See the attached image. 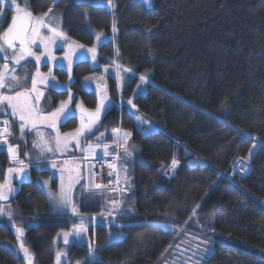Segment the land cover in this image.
Wrapping results in <instances>:
<instances>
[{
  "label": "trees",
  "instance_id": "16d2710c",
  "mask_svg": "<svg viewBox=\"0 0 264 264\" xmlns=\"http://www.w3.org/2000/svg\"><path fill=\"white\" fill-rule=\"evenodd\" d=\"M27 8L34 16L60 12L66 37L88 48L95 34L103 33L109 39L102 55L118 64L125 61L138 74L153 73L155 85L134 98V108L156 130L139 131L135 116L127 110L120 116L117 108L100 130H116L121 120L131 133L132 152L126 161L130 194L120 214L97 227V256L103 264H159L184 225L197 237L204 230L211 234L214 248L205 264H264V145L247 163L248 174H233L238 161H246L253 137L264 140V0H152L150 8L141 0H27ZM4 10L6 29L14 15ZM22 64L26 67L18 66L16 74L27 71L29 79L34 77L35 61ZM91 69L88 61L76 64L71 90L93 109L97 96L82 83L98 72ZM53 74L61 81L69 78L65 70ZM133 92L134 84L122 92L124 100ZM68 94L47 90L44 110L54 111ZM111 95L117 101L115 80ZM76 122L69 120L63 129ZM173 159L180 167L168 179L164 175ZM111 199L81 194L79 187V214L58 216L50 212L43 190L25 183L13 200L11 221L23 229V244L35 264H56L58 233L83 219L93 236L92 217L100 220ZM109 232L123 238L110 243ZM228 238L240 244H228ZM16 248L15 230L0 218V264H24ZM68 258L88 264L89 252L74 246Z\"/></svg>",
  "mask_w": 264,
  "mask_h": 264
},
{
  "label": "snow or ice",
  "instance_id": "6c2138e0",
  "mask_svg": "<svg viewBox=\"0 0 264 264\" xmlns=\"http://www.w3.org/2000/svg\"><path fill=\"white\" fill-rule=\"evenodd\" d=\"M12 4L15 5V15L12 16L10 24L5 29L3 23H0V59L8 61L9 59L12 62V68H9V63L5 62L0 68V90L6 89L8 94L0 91V114H3L6 109L11 111L8 113L13 117H17L19 120L18 130L20 133L21 142L27 147V140L25 129L28 130L27 135H33V144L32 148L35 155V160H30L29 162L37 168L38 171H44V168H47L48 165H51L52 169H56L59 173L60 183L58 185V190L53 191L49 187L48 181L37 182L42 190L46 189L45 197L48 200L49 207L52 209L53 213L58 216H67L71 214L72 216H77L79 214V206L73 200V192L76 184L80 183L81 180V164L80 163H69V160H75L76 157L72 156L66 158L63 161V166L57 168V154L59 153L63 156L65 153L71 151L73 148L80 149L81 139L84 140V148L82 149L87 155L80 157V159L85 160L89 168L93 167L92 161L87 160V156H94L96 148L103 149V155L99 159V163H104V156L109 155L107 149L108 145L103 142L104 134L101 133L100 136L96 137L97 143L95 145L88 143V140L94 135V132H98L99 128L97 127L101 115H107L114 107H122V105L117 106L112 102L107 101L106 94V84L101 82L104 80V77L98 79L85 77L86 81H90L83 85L85 91H88L91 88V81L95 80L96 89L101 93L99 97L98 106L94 111H89L84 109L82 105L80 107V125L73 132L61 133L59 131L58 124L63 123L66 125L68 120L74 119L76 117L75 109L69 108V105L72 102L73 97L69 93L67 101H60L59 107L54 111L44 112L42 108L37 106V103L43 97L44 93L40 91L37 87L38 84L47 85L49 79H51L52 87L58 93H64L70 87V85H60L56 83V78L49 70L47 75L42 74L38 67L35 72L34 77L29 79V74L27 71L22 72L21 75L16 74V67L20 66L25 68L26 65H23L21 62L27 60L29 57H32L36 65H39L43 59L44 64L47 66L50 63L61 70L67 71L69 75V80L71 81V68L73 63V56L76 55L77 49H83L84 53L91 54L92 62V71H95L99 66L96 64L97 52L95 48H85L84 45L72 42L68 45L69 51L65 54L60 62L57 63V58L53 54V46L56 45L57 39H67L66 34L59 29V26H53L51 23L45 22V17L47 14L40 16H34V14L27 9V0H21V3L25 7H21L20 3H17V0H11ZM84 3L87 0H80ZM149 0H143V3H148ZM111 3V0H109ZM98 6V5H97ZM114 7V5H113ZM51 11V10H49ZM3 15V10L0 9V17ZM42 29H46L48 34H44ZM113 33L117 31L115 24L112 27ZM96 40L100 41V37L103 36V33L95 34ZM107 39V38H105ZM42 45L43 52L37 54L39 48L37 47L34 50V46ZM63 45H61V48ZM87 59L86 56L82 53L81 56H77L76 59L79 62L81 59ZM106 59V58H105ZM64 61H67L65 65ZM31 63V61H29ZM110 63L115 64V73L114 76L111 73H108V69L105 68L104 72L109 76H113L114 80L118 79L120 81V86H123V77L120 75L122 66L115 61H110ZM124 72H131V69L123 68ZM135 75V73H133ZM142 84L149 82L147 76H139ZM23 81V82H22ZM30 85V86H29ZM139 87V86H138ZM140 91L143 92L144 89L140 88ZM14 93V94H13ZM33 94H35L33 96ZM34 101L36 103H34ZM128 105H131L133 108L135 105L132 100L127 101ZM135 119L140 122L141 125L145 124L146 121L143 120L140 116L136 115ZM3 124V127L0 128V152H6L10 155L11 160L16 166L9 167L7 169L8 178L3 184H0V201H7L9 199V194L14 193L15 189L12 187V176L13 174L17 177L18 183L31 182V175L25 171L27 165L24 164V160L19 158L18 149L19 144L12 145L8 143V137L12 135L11 127L8 120L0 122ZM46 127L53 130L54 134L45 136L41 127ZM144 131V129H141ZM120 129L114 130L113 135H118ZM131 133L123 132L122 134V143L118 141V147L124 148V160L127 161V158L132 155V152L128 148V139L130 138ZM255 146V145H254ZM27 155V153H26ZM252 153H249L251 157ZM121 157L119 153L113 156V163L109 164L110 172L109 175L116 176V183H119V173L115 168V161L119 160ZM244 159V158H241ZM178 161L173 159L171 161L170 170H174L178 165ZM239 163V161H238ZM44 165V168H41V165ZM243 167V165H242ZM120 172L124 173L125 183L128 181L127 176V167L126 164L121 166ZM65 173H67L65 177ZM55 175V173H53ZM90 175L94 178L97 173L90 172ZM22 177V179H20ZM100 189L102 186L94 182V179L89 185H81L80 193L83 194L86 190L89 191V195H103V192L96 193L91 189ZM125 191L127 188L124 189ZM108 191H115V189L108 188ZM110 203L113 205V208L109 209L108 215L112 216L114 213L116 215L120 214V205L122 204L121 200L112 199ZM196 207H199L197 205ZM12 211L10 205H0V217L6 216L9 221L12 219ZM195 215V210H193ZM115 223V221H113ZM16 232L19 235L23 234V229L16 228ZM87 232V225L84 223L83 219L80 220L79 224H73V232L64 233L62 236L63 243L69 245L70 243L73 246H83L86 247L89 252L88 264H103V261L96 254V249L91 246V243L87 241V238L81 236V233ZM72 236L73 240L70 242L69 237ZM112 238V237H110ZM114 239V238H112ZM20 249L24 253L23 258L27 260V264H32V257L29 254V250L23 242L19 245ZM209 249H204L203 252H208ZM66 255L62 252L56 253V264H60L61 256ZM67 264V262H66Z\"/></svg>",
  "mask_w": 264,
  "mask_h": 264
},
{
  "label": "rangeland",
  "instance_id": "374dc122",
  "mask_svg": "<svg viewBox=\"0 0 264 264\" xmlns=\"http://www.w3.org/2000/svg\"><path fill=\"white\" fill-rule=\"evenodd\" d=\"M141 2L143 3L142 0H141ZM0 4L3 5L4 9H8L9 11L12 12L11 16L12 15H15V5L12 4L11 0H0ZM143 4H144L145 7L150 8L151 5H152V0H150V2L147 3V4L146 3H143ZM21 7H25V5L24 6H21ZM48 14L51 15V18L49 19V17L46 16L45 17V22L51 23L53 26H57V25L59 26L60 22L62 21V16H61L60 12H58V11L55 12L54 10H52V11L48 12ZM112 27H113V25H112ZM59 29L61 30L60 27H59ZM42 32L44 34L50 35V33H48L46 29H42ZM105 38H108V37L103 34V36L100 37V41H97L96 40L95 43H94V45L91 46L90 48H95L96 49V52L99 53V56H98V58L96 60V64H98L99 67L97 68L98 72H96L95 74L97 75L98 78L104 77V80L101 82L102 84H106V85L110 86L112 84V82L114 81V78H113L114 73H113V71H115V68H114L115 67V64L114 63H110V61H113V60L110 59V58L105 57L104 55H102L99 52L100 49H101V47L108 42L107 39H105ZM68 42L69 43H72V41L69 40L68 38L66 40L65 39H57L56 45L53 46V54L56 56V58H58V57L61 56V54H62L61 53L62 52L61 50H65L64 48L67 47L66 44ZM61 45H63L64 48L63 47L61 48ZM37 47L39 48V51L37 52V54L42 53L43 52V46L42 45L34 46V50H36ZM85 48H88V47H85ZM104 59L106 61H108V63L104 62L103 61ZM0 60L2 61L1 68H2V66H3V64L5 62H8L9 63V68L10 69L12 68V62H11L10 59L8 61H5L3 59H0ZM90 60H91V54H90ZM26 61H34V60H33L32 57H29L27 60L22 61L21 63H24ZM85 61H88V60H85ZM58 62H59V60L57 59V63ZM88 62L91 64V67H92V62L91 61H88ZM115 63H118V62L115 61ZM119 64L122 66L121 71H120V75L123 77V86L121 87L119 85V80L118 79L115 80V84H116V95H117L116 104H117V106H120L121 105L120 104V101H122L128 107V108L123 109V110H121V107H116L117 109H119L120 116H121V114L124 112V110H127L128 112H130V109H132L133 111L137 112V110L135 108H133L131 105H128L127 104V101L124 100V98L122 96V92L124 90L128 89L130 85L134 84V92H133L132 97L130 98L132 100L133 104H134V98L146 94L147 91H148L149 86L150 85H155V84H154V81H153V73L152 72H146L144 74H138L134 70V68L131 65H129L128 63H126L125 61L120 60L119 61ZM39 65H42V68L46 66L44 64L43 59L41 60V62H40ZM65 65H67V64H65ZM47 66L51 69L52 74H53V71L54 70L59 69L57 67H54L51 63L49 65H47ZM105 68H107L108 69V73L113 74V76H109L108 74H106L104 72V69ZM123 68L131 69V72H124L122 70ZM17 69H18V66L16 67V72H17ZM73 70L74 69L71 68V81H72L71 86L74 83ZM65 71H66V69H65ZM133 73H135V75H133ZM139 76H147L149 82L146 83V84H142V82L139 79ZM71 81L68 78V80L65 83H68V82H71ZM140 88H143L144 91L141 92L140 91ZM0 91H2V92L5 91V94H8V92H7L6 89L0 90ZM100 95H101V93L98 90V92L96 94L98 101H99ZM34 103H36V102L34 101ZM131 114H133V113H131ZM133 115L136 116L135 114H133ZM213 116H215V115H213ZM215 117L218 118L219 120H221L223 122H226L227 124L230 125V123L227 122L225 118H223L221 116H215ZM117 129H120V133L118 135H113L114 130H109V131L102 132L104 134L103 142L108 145V149L109 148H112L113 149L111 152H108L109 154L110 153L111 154L112 153H118V151H119L120 157H122V154L124 153V148L123 147H118V143L117 142L120 141L122 143V134H123V132H129V131L123 130V128L121 127V120H120V125H119V127ZM137 129L139 131H142L141 130L142 129V126H141L140 122H138V121H137ZM142 132H144L145 134L152 133V131L148 133L147 130H145V129ZM100 134H99V136H100ZM108 137H109V139H107ZM253 138H254V141H255V143H254L255 146L253 145V148L250 151L252 153L251 157H249V155H248L246 161L244 163H242V162L241 163H238L236 165V167H238L241 164L246 166L247 163L250 162V160L256 155L259 147L261 145H264V140H261V139H259L257 137H253ZM130 139H131V136L128 139V146H129ZM90 143L93 144V145H95L97 143V141L96 140H92V141H90ZM108 149H107V151H108ZM80 152L81 151H79V153ZM85 154L81 155L80 157L84 156ZM95 154H103L102 147L101 148H96ZM80 157L78 158V160L82 162V159H80ZM125 164H126V167H127V176L129 178V164L127 162H125V161L121 162V158H120L119 175H120V179H121V186H122L123 189L128 188L127 186L130 183V180L129 179H128L127 183H125L124 173L123 172H120L121 166H124ZM170 166H171V164H170ZM170 166L168 168H170ZM179 167H180V162L176 166L175 172L179 169ZM168 168H167L166 172L168 171ZM164 176L166 178H168V179H170L172 177V175L170 177L167 176L166 173H165ZM127 191H128V193L123 196V199L130 194L129 188H128ZM84 193L87 196H91V195L86 194V192H84ZM97 195H99V194H97ZM123 199H122V204H123ZM5 205H10V204H5ZM109 205H110V202L108 203V206H107L106 210L104 211V214H102L103 215L102 216L103 218H101L99 220V222H98L99 225L105 223V221H107V220H110V219H113V218L117 217V215L115 213L111 217L108 215V211L110 209L109 208ZM121 206L123 207V205H121ZM122 207H120V211L122 210ZM11 211H12V207H11ZM194 217L196 218V216H194ZM92 222H93V220H92ZM10 224L12 225L13 229L15 230V225L12 223V221H10ZM165 230L172 231V228L169 227V226H167V227H165ZM96 234H97V231L96 232H93V236H92V240H93L92 247H93V245L95 243V240H96ZM209 235H211V234L208 233L207 230H204V233L200 237H197V236H195L193 233H191L189 231V229L187 228V225H184V226H182L180 228H177L176 237H175V239H174L171 247L169 248L168 252L160 260V263L159 264H205V262L212 255L213 248H214V241H213L212 238H208ZM112 242H115V240L114 239H110V243H112ZM227 243L228 244H231V245L232 244L233 245L240 244L239 242H237V240H233V239H229V238L227 239ZM184 246L187 247L186 250H184ZM204 249H209V251L205 253V252H203ZM179 251L182 253V255H180V256L178 254ZM96 254H97V249H96ZM25 264H27L26 261H25Z\"/></svg>",
  "mask_w": 264,
  "mask_h": 264
},
{
  "label": "crops",
  "instance_id": "0c3cea01",
  "mask_svg": "<svg viewBox=\"0 0 264 264\" xmlns=\"http://www.w3.org/2000/svg\"><path fill=\"white\" fill-rule=\"evenodd\" d=\"M3 10V15L2 17H0V23H3V26H4V23L6 22V11L4 10V8H0ZM52 11V10H51ZM47 17H49V19L51 18V15L47 13ZM59 27L61 28V30L63 31V27H62V21L60 22L59 24ZM64 32V31H63ZM107 41H108V38H107ZM71 44V43H67V47L64 48L65 50H61L62 54L60 57H58L57 59L59 60V62L62 60V58L65 56V54L69 51L68 49V45ZM100 52V51H99ZM84 54V56L87 57V59H81L80 61H85V60H88V61H91L90 60V54L89 53H84V50L83 49H77L76 50V55L73 56L72 60H73V63H72V69H74V67L76 66V64L78 63L76 57L77 56H81V54ZM99 56V53H97V58ZM79 61V62H80ZM114 61V60H113ZM65 64H67V61H64ZM108 63V62H106ZM38 66V65H37ZM115 68V67H114ZM38 69L39 71L44 74V75H47L48 72H44L42 70V65H39L38 66ZM51 70V69H50ZM116 71V69H115ZM115 71H113V73H115ZM54 75V74H53ZM91 78H96L98 79L97 75L96 74H93L91 76H89ZM56 78V77H55ZM118 81V80H117ZM56 83L60 84V85H70L72 84V81L71 82H68V83H65L66 81H61L59 80L58 78H56ZM90 81H86L85 79L82 81L83 85H85L86 83H89ZM52 81L51 79H49V82L47 85L45 84H38L37 87L40 91H42L44 93L43 97L40 99V101L37 103V106L39 108H42L44 110V107H43V103L45 102V99H46V91L47 90H54V88L52 87ZM119 85H120V81H119ZM107 88H106V94H107V101L108 102H112L114 105H117L116 104V101L115 99L112 97L111 95V85L108 86L106 85ZM85 89V88H84ZM56 91V90H54ZM5 92V91H4ZM65 92H68L71 94V96L73 97L72 99V102L71 104L69 105V108L71 109H75L76 111V117L75 119L77 120L76 122V125L74 126V128L70 129V130H65L63 129L64 125L63 123H60L58 124V127H59V131L63 134V133H68V132H73L76 128L79 127L80 125V107H78V105H82V107L84 109H87L89 111H94L96 109L93 108V109H90L88 108L85 103L79 99L77 97V95L75 93L72 92L71 90V87L67 89V91ZM88 92H94L95 94H97L98 90L96 89V86H95V80L91 81V88L88 90ZM14 94V93H13ZM35 94H33L34 96ZM69 95V94H68ZM68 100V96L65 100L63 101H67ZM99 103V101H98ZM59 107V105L57 106V108ZM116 107H114L113 109H115ZM112 109V110H113ZM11 110L10 109H6L5 112L3 114H0V115H3L4 118H7L10 120L11 122V125L13 127V136H14V139H16V141L18 142V144L20 145V148H21V159L24 160V164L27 165L25 171L27 173H30L31 175V182L30 183H35L38 185V181L39 182H43V181H48L49 182V187L53 190V191H57L58 190V185L60 183V180H59V176H60V173L56 170V169H52L51 168V165L49 164L47 168H44V165L42 164L41 165V168H44V171H38L36 167L33 166L32 163H30L29 161L30 160H35V155H34V151H33V148H32V144H33V136H34V131H33V135H27V132L28 130L25 129V134H26V140H27V144L28 146L26 147L20 140V133H19V130H18V124L20 123L18 118L17 117H13L11 115H9L8 113L10 112ZM45 113H47L45 110H44ZM106 115H101L100 117V120H99V123L97 125V127L99 128V131L98 132H94V135L90 138V141L92 140H96V137L99 136L100 134V130H101V127H102V123L105 119ZM69 121V120H68ZM67 121V122H68ZM138 121V120H137ZM66 122V124H67ZM139 122V121H138ZM143 129L147 130V132H154L155 129H153L151 126H149L148 124H143L141 125ZM41 131H43L44 135L47 137L51 134H54L53 133V130L52 129H49V128H46V127H41ZM109 139V137L107 138ZM84 148V140L83 138L81 139V145H80V149H75L73 148L71 151L65 153L63 156H61L59 153L57 154V168L63 166V161L64 159L66 158H70L72 156H75L76 159L75 160H69V163H80L82 166H81V169H80V174H81V180H80V183L79 184H76L75 185V188H74V192H73V200L74 202L76 203V194H77V191H78V188L84 184V167H83V163L81 161L78 160V158L85 154V152L82 151V149ZM113 149L112 148H109L108 149V152H111ZM79 151H81L79 153ZM27 153V155H26ZM4 166V156L1 154L0 152V184H3L6 179L8 178V174H7V169L9 167H12V166H7L5 168H3ZM3 170H2V169ZM53 173H55V175H53ZM175 173H173L174 175ZM67 173H65V177H66ZM172 175V176H173ZM12 187L15 189V192L14 193H10L9 194V199L7 201H0V205H5V204H10V206L12 207V213H13V200L18 196V194L21 192V189L23 187V185L25 183H29V182H24V183H18L17 182V177L15 174H13L12 176ZM22 179V177L20 178ZM39 186V185H38ZM40 187V186H39ZM45 191L46 189L43 190L44 194H45ZM49 210L52 214L53 211L52 209L49 207ZM56 215V214H55ZM71 215V214H69ZM0 218H6L8 219L6 216L4 217H0ZM9 220V219H8ZM87 225V232L86 233H81V236H84L87 238V241H89L91 243V246H92V234L90 232V228H89V225ZM16 226H15V235H16V238H17V248L15 249V252L22 257V259L24 260V264H25V261L27 262L26 259L23 258L24 256V253L22 252V250L20 249L19 245L21 242H23V238H24V235L25 233L23 232L22 235H19L17 232H16ZM73 232V227L70 229V230H67V229H64V230H61L58 235L56 236V239H55V252L57 253L58 251L59 252H62V253H65L66 252V255H62L61 256V261H60V264H82V263H72L71 260L68 258V253H69V250L74 247L71 243L69 245H65L63 243V240H62V236L64 233H71ZM114 238L115 241L118 240H121L123 238V234L122 233H115V232H109V242H110V239ZM69 240L70 242L73 240V237L70 236L69 237ZM78 247H82V246H78ZM30 254V253H29ZM31 255V254H30ZM32 257V264H35V260H34V257L31 255Z\"/></svg>",
  "mask_w": 264,
  "mask_h": 264
},
{
  "label": "built area",
  "instance_id": "2783aa9c",
  "mask_svg": "<svg viewBox=\"0 0 264 264\" xmlns=\"http://www.w3.org/2000/svg\"><path fill=\"white\" fill-rule=\"evenodd\" d=\"M120 104L122 105L121 110L128 108L122 101H120ZM130 112L135 114V115H138V113L133 111L132 109H130ZM138 116H140V115H138ZM4 120H6V118H0V122H2ZM8 122H9V125L11 127V131H12L11 123H10L9 120H8ZM2 127H3V124L0 123V128H2ZM8 143H10V144H12L14 146L17 145V144L14 143L13 133H12L11 136L8 137ZM18 152H19V158L21 159V149H20V147L18 149ZM1 153L5 156L8 165L16 166L14 164V162L11 160V157H10L9 154H7L6 152H1ZM118 153H119V151H118ZM116 154L117 153H112V154L110 153L109 155L104 156L103 157V159L105 161L104 163H99L98 162L102 155H96L95 154L94 156H87V160L88 161H92V163H93V167L91 169L89 168L88 163L85 160H82L83 165H84L85 185H89L92 182V180L94 179L95 183H98V184H100L102 186V184L100 183L101 170L105 168V169L108 170V173L110 172L109 164L113 163V156H115ZM119 155H120V153H119ZM119 163H120V159L116 160L115 161V165H114L115 168H116V171L118 173H119ZM90 172L97 173V175H95L94 178H93L90 175ZM247 172H248L247 167L245 165H243V167H242V164L239 165L238 167H236V169H235V173L240 174V175H246ZM108 188L115 189V191H108ZM91 190L95 191L96 193L103 192V194L109 195L110 197H112V199H118V200H121V201H122L123 196L128 193V191L127 190L125 191L122 188V186H121L120 175H119V183H116V176L115 175H113V176L109 175V181H108V183L105 186H102L100 189H95L94 186H93V188ZM85 192H86V194L89 195V191L88 190H86ZM121 205H120V207H121ZM109 208L110 209L113 208V205L111 203L109 205ZM98 222H99L98 218L94 217L93 218V222L91 223L93 232L97 231ZM93 248L96 249V242L94 243Z\"/></svg>",
  "mask_w": 264,
  "mask_h": 264
},
{
  "label": "bare ground",
  "instance_id": "6f19581e",
  "mask_svg": "<svg viewBox=\"0 0 264 264\" xmlns=\"http://www.w3.org/2000/svg\"><path fill=\"white\" fill-rule=\"evenodd\" d=\"M143 1V0H142ZM149 2H150V0H149ZM148 2V3H149ZM112 31V30H111ZM2 154V153H1ZM176 169V168H175ZM175 169L174 170H170V168H168V171L167 172H165L166 173V175L167 176H171V175H173V173L175 172ZM235 169H236V167H235ZM235 169H234V171H233V174L235 173ZM248 169V168H247ZM248 174V173H247ZM232 176V175H231ZM245 176V175H244ZM227 177V176H226ZM231 178V177H230ZM223 179V178H222ZM228 179H229V177H228ZM108 181H109V173H108V170L107 169H102L101 170V173H100V183L102 184V186H105L107 183H108ZM125 184V183H124ZM126 187V186H125ZM127 190H128V188H127ZM123 199V198H122ZM123 205V204H122ZM122 207V206H121ZM101 215V214H100ZM101 216H103V215H101ZM98 217V216H97ZM106 217V216H105ZM111 217V216H110ZM93 218V217H92ZM101 218H103V217H101ZM108 219V218H107ZM103 220V219H102ZM99 221V220H98ZM99 225V224H98ZM91 229H92V227H91ZM96 232V231H95ZM97 244V243H96ZM97 246V245H96ZM97 249V248H96Z\"/></svg>",
  "mask_w": 264,
  "mask_h": 264
}]
</instances>
